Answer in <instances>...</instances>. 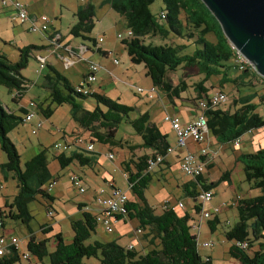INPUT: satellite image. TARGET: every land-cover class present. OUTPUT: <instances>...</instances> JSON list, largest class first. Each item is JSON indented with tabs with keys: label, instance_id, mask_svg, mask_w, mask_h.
<instances>
[{
	"label": "trees",
	"instance_id": "1",
	"mask_svg": "<svg viewBox=\"0 0 264 264\" xmlns=\"http://www.w3.org/2000/svg\"><path fill=\"white\" fill-rule=\"evenodd\" d=\"M154 1L156 0H103L102 3H108L112 9L121 12L126 29L132 31V36L121 39V42L130 62L143 65L145 75L157 89V98L163 95L168 101L180 98L187 90V83L178 79L177 83L173 84L168 73L188 67H196L203 75L193 87L196 93V108L200 99L207 98L211 92L217 91H209L204 85L205 81L211 76H220L221 80H224L229 77L227 71L231 67L235 69V66L240 73L250 77V86L259 85L264 93V77L249 64L242 70L239 69L234 61L232 45L225 37L220 23L202 0H161L163 6L155 14L150 10ZM161 11L164 13L162 20L159 19ZM94 15L95 5L91 2L79 6L75 12L76 21L68 33L74 38L89 40L91 46L96 47L95 50L106 56L108 52L99 47L101 42L98 43L96 38L88 35L94 27ZM210 34L214 37L213 41L207 38ZM169 36L181 38L183 42L155 44L147 41L150 37L166 39ZM47 37L50 39L52 33ZM185 43L193 46L188 53H183L187 48ZM41 48L43 46L33 44L19 47V57L16 61H11L5 53L0 52V85L12 91V100L16 103L26 94L30 84L21 71L27 65L31 53ZM231 82L237 84L236 77ZM42 87L48 91L52 104L69 105L71 118L78 129H82L83 133L87 132V140L110 146H127L133 152L137 146L116 139L115 133L118 126L124 122L139 136L140 147L149 152L121 163L120 169L126 176L131 192L122 219L136 220L138 225L134 230H140L139 235L142 233L141 238L146 240L151 248L137 251L134 246L129 249L114 239L96 238L90 241L98 224L93 211L83 210L82 204H78L80 217L70 221L72 237L69 242L64 240L59 231L37 239L29 228L32 214L28 203L36 197H42L50 204L53 197L41 186L52 179L56 182V179L48 168L46 148L37 151L24 162L23 167L20 166V155L8 133L23 122L29 110L19 107L21 114H16L0 103V150L6 157V160L0 163V170L5 178L12 173L11 177L17 182L12 201L3 205L4 210L0 213V232L12 234L5 230L4 218L17 220L27 227L26 251L34 259L33 263L29 260L27 264L40 263L44 258L48 259L49 264H81L84 258L89 257H95L99 264H211L210 257L202 259L200 256L197 236L190 232L192 213L184 211L183 214H178L171 208L156 213L145 198L144 190L152 180L151 173L145 172L147 159L155 154H165L169 146L167 134L151 120L149 111H143L131 118L129 113L133 107L94 91L88 94L76 92L71 81L50 65L49 72L42 79ZM88 96L94 99L92 109H86L81 101ZM254 97L256 93L231 97L232 102L228 103L226 108L221 105L208 106L204 110L208 134L224 145L248 131L264 127V117L256 111ZM259 101H264V94L259 96ZM35 104L46 117L52 112L48 106L43 108L40 102ZM96 157L93 149L88 150L78 145L67 153L53 151V159L60 168L72 163L92 167ZM238 159H241L242 163L243 180L249 183L251 188L259 189L261 193L254 196L236 195L239 197L235 206L237 219L224 231V236L234 241L229 253L238 264H264V147L253 153H244ZM209 162L206 169L212 166ZM223 180H229V171L222 172L218 180L209 183L202 174L181 184L186 196L193 199V211L199 209L195 204L199 189H212ZM219 223L217 217L207 221L210 230H214ZM41 228L42 233L53 229L52 224H44ZM142 229L146 232L143 233ZM50 240L53 241V246L49 248ZM237 242H246L247 245L242 248L236 245ZM0 264H22L21 255L13 248L0 256Z\"/></svg>",
	"mask_w": 264,
	"mask_h": 264
},
{
	"label": "rangeland",
	"instance_id": "2",
	"mask_svg": "<svg viewBox=\"0 0 264 264\" xmlns=\"http://www.w3.org/2000/svg\"><path fill=\"white\" fill-rule=\"evenodd\" d=\"M24 4L28 5L31 2L32 7L38 9L40 14H45L48 18L49 31H52V27L57 28L62 35L67 37L62 40V43L66 44L68 39V29L76 21L75 12L79 6L85 5L91 2L95 5V15H94V27L88 35L94 38L102 37L103 41L100 43V47L105 49L108 54L104 56L101 52L97 50H92L94 46H91L89 40H82L81 38L77 41L82 40L87 46H90V50L87 56L89 61L96 62L101 65V69L97 72V80L91 85L90 90L105 94L112 99H115L123 104L129 105L134 109L129 113L131 118L136 117L139 113L143 111H149V106L154 102L153 100H148L144 93L138 94L135 92L136 87H142L148 89L150 87V78L145 75V69L142 64H133L130 62L127 55L124 44L121 39L117 37L118 33L124 34L126 27L124 26L123 17L118 11L112 9L108 3H102L103 0H20ZM161 0H156L150 5V10L155 14L161 10L162 7ZM7 8L8 6H2L0 3V47L5 50V54L11 61H15L19 57L18 48L24 45L33 44L40 46L45 49L41 53L42 55H48L49 50V40L45 36L46 33L32 32L28 30V23H19L17 21H11L8 18ZM59 11L61 14H59ZM52 24L53 26H49ZM47 32V33H50ZM209 40L213 41L214 37L212 34L207 37ZM2 39V40H1ZM2 41H5L6 45ZM155 44L160 43H171L180 44L183 42L181 38L175 36H169L166 39L160 37H153L147 39ZM185 42V41H184ZM187 48L183 53H188L193 49L191 44L185 43ZM63 54L61 56L52 55L47 57V63H45L44 68H40V63L35 57V52L33 51L28 57L27 65L22 69V73L26 78L32 82L31 87L26 91L25 97L27 99L37 98L39 99L43 108L49 107L52 112L49 116H45L38 106L33 103L28 110L33 112V120L22 122L14 129L8 133V137L16 146V149L20 155V166L23 167L24 162L31 157L34 153L40 149L46 148L47 158H48V168L53 176H56L58 182L51 187L49 190L47 188V182H45L41 188L46 190L50 194L58 195L55 200L47 202L46 199L42 197H36L34 200L28 203V208L32 214V219L29 222V228L34 233V236L39 239L42 237L51 236L54 232H61L64 240L69 242L72 237V230L70 227V221L72 219H77L80 217L81 212L77 209V201L87 198V193L91 191L95 183H99L96 187H103L104 181L102 178L96 180L90 178L87 175L85 178L82 173H80V168L76 163H72L65 168H60L57 162L53 159V144L56 142L64 143V139L70 137L71 131L77 128V124L70 115V109L68 104L55 105L50 102L47 91H45L41 86L42 79L46 73L49 72V65L55 67L59 72H61L70 81L76 82L81 79V72L85 69L84 60L80 63H75L73 67H68L65 65L63 59ZM112 59H117L118 64H114ZM249 64V63H248ZM250 65V64H249ZM236 72H240L235 66ZM173 84H176L178 79H183L187 83V90L181 94L182 100L188 102V104H194V98L196 93L193 89L196 82H198L203 75L198 72L196 67L180 68L176 72L168 73ZM220 76H211L208 78L204 85L208 90H221L226 92L231 98L233 95H237L239 92L240 96L247 94V90L252 88H260L259 85L254 86H236L232 79L226 77L224 80H220ZM81 83V82H80ZM106 87V93L103 91ZM106 85V86H105ZM235 87H239L237 90ZM246 89V90H245ZM212 91V90H211ZM164 100H168L164 97H158L156 102L163 103ZM83 106L86 109H92L94 106V99L88 96L81 100ZM230 101V99H229ZM225 104H221L222 108H226L228 103L231 104L232 101ZM0 103L6 107L9 111L16 114H21L17 109V103L12 100V91L5 86L0 85ZM172 103V102H171ZM257 109L262 117H264V102H256ZM170 106V105H169ZM41 121L42 126L36 132V134L31 133V129L35 124ZM252 133H249L251 132ZM251 131L246 132L241 136V142L239 146H234L233 142H228L223 145L221 151L214 158V167L210 172V178H216L217 174L223 171H229L233 177V184L235 186V192L232 191L228 185L227 180L218 182V184L212 188L213 195L210 204L219 205L225 201H231L235 196H254L260 194V190L257 188H251L250 184L243 180L242 165L236 166L237 160L241 163L239 156L243 153H253L257 150V138L261 132L264 135V127L256 128ZM87 136L85 131L82 135ZM116 139H121L126 141L127 144L137 146L133 152L126 147L110 146L107 144L100 143L98 141H93L92 144L95 148L94 151L97 153L99 162L102 165L101 174H106L107 177H112L115 184L119 189L126 191L130 196L131 192L128 187V182L126 176L123 174L121 168V163L127 161L130 158L135 159L148 150L140 147L141 139L136 135L130 125L122 122L115 133ZM255 143L253 146L250 144ZM221 145V146H222ZM261 145H264V139ZM218 146V144H217ZM109 151L113 154V159L110 160L105 157V152ZM247 151V152H246ZM249 151V152H248ZM67 153V151H66ZM100 153V154H99ZM241 153V154H240ZM240 154V155H239ZM237 158V159H236ZM6 160L5 154L0 150V162ZM164 161L161 163L163 164ZM159 164L158 166H160ZM179 165V163H178ZM158 166L151 171L152 180L147 188L144 190V195L146 200L150 204H156V213L160 212V207L164 199H171L170 203H176L181 200L184 204L185 209L190 208L193 203L191 197L186 196L182 190L181 183L182 180H186L187 176L184 175L180 168L172 169L167 175V179H162L157 177L156 172H158ZM207 169H205V172ZM57 173V174H56ZM77 173L81 174L82 178L86 180L90 186L89 191L79 192L76 187H74L69 181V174ZM12 173L5 178L2 171L0 170V202L3 199L8 198L9 202L12 201L13 195L16 192V180L11 177ZM188 180V179H187ZM186 180V181H187ZM98 181V182H97ZM56 193V194H55ZM160 203V205H159ZM171 203V204H172ZM50 210L53 215L48 216L47 211ZM182 210L177 211L181 214ZM196 216V215H195ZM219 224H216L214 230H210L207 221L208 219H203L200 225V231L197 229H190V232L197 236L198 251L202 259L207 256L211 259V264H237V260L233 258L229 253L230 246L234 243L233 240H228L224 236V231L227 230L237 219L236 207L231 206L229 208L223 209L218 214ZM210 219H214L211 217ZM5 230L12 232L19 239V244L17 250L20 253L26 250V242L28 238L27 227L17 220H12L9 218H4ZM44 224H52L53 229L48 233L42 234V226ZM42 225V226H41ZM137 221L132 219L127 222H116L115 229L111 232H106L102 229L100 225H97L95 233L91 235L90 241L94 239L100 240H112L116 237L117 233L120 232L122 235L120 237L119 243L126 244L128 242V232L131 231L132 227H135ZM143 233L146 230H141ZM142 234V233H141ZM141 234L139 236H141ZM203 241L213 242L212 247H202L201 243ZM146 240L136 237L133 240L135 249L141 251V246ZM49 248L53 246V241L50 240L48 244ZM144 249L151 248V245L146 242ZM22 264H27L26 260L21 259ZM35 264H49L48 259L44 258L42 262ZM81 264H99L95 257L84 258Z\"/></svg>",
	"mask_w": 264,
	"mask_h": 264
},
{
	"label": "built area",
	"instance_id": "3",
	"mask_svg": "<svg viewBox=\"0 0 264 264\" xmlns=\"http://www.w3.org/2000/svg\"><path fill=\"white\" fill-rule=\"evenodd\" d=\"M2 6H8L10 9L9 18L11 21H17L19 23H28V30L32 32H41L46 33L45 36H50L52 33V37L49 40L48 48H51L52 51L57 50L56 48L63 47L65 49L68 48L69 55L62 57L65 65H69L73 63L75 60L80 61L84 58L82 57L83 52L86 49V46L83 44H79L76 47V50L70 46L65 47V45L61 46L60 36L56 33L50 32L48 27V18L45 14H38L31 17L26 9V5L22 3L20 0H0ZM164 18V13L161 11L159 13V19L162 20ZM50 32V33H47ZM132 36V31L130 29H126L124 34L118 33L117 37L119 39H128ZM98 43L102 42V37L97 38ZM234 49V61L238 65L239 69H243L247 64V59L240 54V52L232 46ZM35 57L38 59L40 63V68L45 65V58L42 55L35 54ZM85 62V71L83 73L81 83L74 86L75 91L83 94L91 93L90 90L91 85L97 80V72L100 69L98 63L89 61L88 59H84ZM114 64H118L117 59H112ZM135 92L138 94L144 93L148 100H153L157 98V89L155 86L151 85L148 89H144L142 87H136ZM230 97L223 91L217 90L211 92L208 97H204L198 101V109L199 114L191 121L182 124L180 122L179 117L176 114L166 112L163 116V120L168 122L171 129L175 134V143L173 146H168L166 148L165 154H155L154 156H150L147 159V165L145 172L153 171L156 166L161 164L165 160V156L169 153H172L175 148H181L184 150L180 160H179V168L181 172L186 175L190 179H195L196 177L204 174L206 169V164L211 160V153L206 144L208 139V128L206 124V118L204 116V110L210 107H216L221 104H225L229 101ZM157 100V99H156ZM33 104V102L31 103ZM34 113L28 111V113L24 116L23 122L31 121ZM42 122L38 121L35 126L32 127L31 133L35 134L36 131L41 128ZM84 134V133H83ZM88 136V135H87ZM64 143L56 142L53 144L54 152H62L67 151L74 146H83L88 150L93 149V144L87 138L76 135L71 140L64 139ZM192 142L195 144H199V152L198 155L194 154L188 149V143ZM241 142V137L236 138L233 141L234 146H239ZM106 157L110 160L113 159L112 152H107ZM70 183L78 189L79 192L83 193L86 190V185L84 181L77 173L69 174ZM55 184V180H50L47 182L48 190L53 187ZM1 188V186H0ZM213 195L212 189H199V194L195 199V204L199 208L198 211L191 210L192 220L190 221L191 229H197V232L200 230V225L203 219H210L211 217H217L218 214L226 208L231 206H236L238 201V196H235L231 201L222 202L219 205H211V199ZM129 196L126 191H123L116 187L112 180H105L104 186L99 187L94 192L93 201L95 203L94 209L89 208L88 206L84 207L85 211H93L96 222L98 225L102 227V229L106 232H111L114 229L115 223L120 220L119 216L124 218V214L126 213V202ZM194 206V205H193ZM192 206V208H193ZM161 208H171L174 211L184 210V204L182 201H177L176 203L171 204L169 199H164ZM4 210V207H0V213ZM48 216H52L53 213L48 210ZM196 215V216H195ZM1 226V220H0ZM140 230H134V236H139ZM19 239L13 234H6L0 232V256L8 252L9 250L18 247ZM236 245L239 247L245 248L246 242H237ZM202 247H212L213 242L211 241H203L201 243ZM129 249L133 247L132 244L127 246ZM21 259L26 260L27 262H34L33 257L25 250L21 254Z\"/></svg>",
	"mask_w": 264,
	"mask_h": 264
},
{
	"label": "crops",
	"instance_id": "4",
	"mask_svg": "<svg viewBox=\"0 0 264 264\" xmlns=\"http://www.w3.org/2000/svg\"><path fill=\"white\" fill-rule=\"evenodd\" d=\"M22 2V1H21ZM23 3V2H22ZM26 5V4H25ZM26 9H27V12H28V14L31 16V17H33L34 15H38V14H40L39 13V11H38V9H36V8H34V7H32V4H31V2H29V4L28 5H26ZM119 12V11H118ZM7 15H8V18H9V14H10V9H9V11H8V8H7V13H6ZM59 14H61L60 13V11H59ZM119 14L122 16V14H121V12H119ZM10 19V18H9ZM50 22V21H49ZM26 23V22H25ZM21 24H23V23H21ZM123 24H124V26H125V21L123 22ZM49 26H53L52 24H50ZM68 31H69V29H68ZM51 32H54V33H56V34H58L59 36H60V43H61V46L62 45H65V47H67V46H70V47H72L73 49H75L76 50V47L79 45V44H83V45H85V46H87L82 40H80V41H77L78 39H76V38H74V37H72V36H70L69 35V33H68V36H70L71 38L70 39H68V41H67V43L66 44H64V43H62V40L63 39H66L67 37H65V35H62L61 33H60V31L57 29V28H55V27H52V31ZM2 40V39H1ZM3 42V44L4 45H6V43H5V41H2ZM25 46V45H24ZM100 47V46H99ZM96 47H94L92 50H94ZM101 48V47H100ZM57 50H54V51H52L51 50V48H49V50H47L48 52H49V54L48 55H42V51L43 50H45L44 48H41V49H38V50H34V52H35V54H37V55H42L44 58H45V63H47V57H51L52 55H55L56 57L57 56H61L62 54H63V56L65 57V56H67V55H69V53H68V48L67 49H65V48H63V47H59V48H56ZM101 50H103V51H106L105 49H102L101 48ZM41 51V52H40ZM89 51H91L88 47L85 49V51L83 52V54H82V57L84 58V59H87L88 58V56H87V54L88 53H86V52H89ZM0 52H3V53H5V50H4V48H3V45H2V47H0ZM83 59V60H84ZM82 59L80 60V61H78V60H75L73 63H71V64H69V65H67L68 67H73V65L75 64V63H80V62H82L83 61ZM16 61V60H15ZM85 63V62H84ZM119 63V62H118ZM99 66H100V69H101V65L99 64ZM43 68H44V66H43ZM99 69V70H100ZM84 71H85V69L81 72V79H82V77H83V73H84ZM99 72V71H98ZM21 73H22V71H21ZM227 73L229 74V79H233L234 77H236V79H237V84L235 83V85L236 86H250L249 84V82H248V80H249V76L247 77L246 75H244V74H242V73H240V72H236V69H234L233 67H231L228 71H227ZM22 75H23V73H22ZM24 76V75H23ZM228 76V75H227ZM24 77H26V76H24ZM221 80V79H220ZM81 82V80L80 79H78V81H76V82H73V81H71V83L75 86V85H77V84H79ZM252 83H253V80H252ZM31 85H32V82L29 84V87H31ZM152 84H150V86H151ZM40 86L42 87V82H41V84H40ZM100 86H103V85H100ZM106 86V85H105ZM104 87V86H103ZM43 88V87H42ZM236 88V90L239 88V87H235ZM29 89V88H28ZM44 89V88H43ZM45 91H47L46 89H44ZM211 90H214V89H211ZM211 90H209V91H211ZM246 90V89H245ZM94 92H95V90H93ZM103 91L106 93V87H104V89H103ZM47 93H48V91H47ZM253 93H256V97H254V99H253V102H256V100L258 99L259 100V96L260 95H262V94H264L263 93V91H262V87L260 86V88L258 87H256V88H252V90H250V89H248L247 90V94H253ZM240 96V94H239V92L237 93V95L235 96V95H233V96H231V97H234V98H236V97H239ZM182 96L180 95V98H174L172 101H168V100H164V98H163V103H161V102H156V99L154 100V102L149 106V113H150V118H151V120L159 127V129L163 132V133H166L167 134V139H168V142H169V145L170 146H173L174 145V143H175V134H174V132H173V130L171 129V127H170V125H169V123L168 122H165L164 120H163V116H164V114L166 113V112H168V113H172V114H176L178 117H179V119H180V122L182 123V124H185L186 122H189V121H191V120H193L198 114H199V110H198V108H196V107H194L193 105H191V104H188V102H186V101H184V100H182ZM40 100L39 99H37V98H30V99H27L26 97H25V95L19 100V102H17V109L19 108V107H23V108H26L27 110H28V108L31 106V105H33V104H31L32 102L33 103H38ZM172 102V103H171ZM259 102H264V101H259ZM170 105V106H169ZM258 108V107H257ZM256 111L259 113V111H258V109H256ZM260 114V113H259ZM33 120V119H32ZM31 120V121H32ZM37 133V132H36ZM35 133V134H36ZM249 133H252V131L251 132H249ZM76 135H80V136H82L83 135V131H82V129H78V128H75V129H73V131H71V135H70V137H67V138H65V139H67V140H71L74 136H76ZM88 136H86L85 138H87ZM263 139H264V135H263V133L261 132V134H259V137L257 138V144H258V147H257V149H259V148H262V147H264V145H261V143L263 142ZM206 144H207V146H208V148H209V150H210V153H211V160H210V164L212 165L210 168H208L207 169V171L206 172H204V174H203V176H204V178H206V180H207V182L209 183V182H212V181H216V180H218V178L220 177V175L222 174V173H219V174H217V177L214 179V178H210V172H211V170H212V168L214 167V158H215V156L216 155H218L219 153V151H221L222 150V148H223V145L221 146V144L220 143H218V142H216V140L214 139V137H212V136H210L209 134H208V139H207V142H206ZM217 144H218V146H217ZM255 143L253 142V144H250L251 146H253ZM108 145V144H107ZM199 147H200V145L199 144H195V143H192V142H189L188 143V149L191 151V152H193L194 154H196V155H198V152H199ZM238 147V146H237ZM72 149V148H71ZM93 150H95V148H94V146H93ZM67 151H70V149L69 150H67ZM106 152H108V151H106ZM105 152V153H106ZM247 152V151H246ZM249 152V151H248ZM255 152V151H254ZM95 153H96V151H95ZM184 153V150L183 149H181V148H175L174 149V151L172 152V153H169V154H167L166 156H165V160H164V163L163 164H161L160 166H158V172H156V175H157V177L159 178V176H160V178H164V179H167V175H168V173L170 172V171H172V169H178L179 170V165H178V163H179V160H180V158H181V156H182V154ZM35 154V153H34ZM33 154V155H34ZM97 154V153H96ZM100 154V153H99ZM241 154V153H240ZM239 154V155H240ZM244 154V153H243ZM33 155H31V156H33ZM105 155V154H104ZM242 155V154H241ZM106 157V156H105ZM96 160L94 161V163H93V166L92 167H88V166H80V165H78L77 163V165L79 166V168H80V173H82L83 174V176H84V178L87 176V175H89L90 176V178H93V179H95L93 182H96V180H98L99 178H102L103 179V181H105V180H112L113 181V183H114V185L116 186V187H118L116 184H115V182H114V179H112V177H107V175L106 174H101L100 172L102 171L101 170V168H102V165H101V163L99 162V159H98V157H96L95 158ZM237 159V158H236ZM56 161V160H55ZM4 162V161H3ZM1 163V162H0ZM240 165H242V163H240L238 160H237V162H236V166H240ZM59 166V165H58ZM224 172V171H223ZM57 174V173H56ZM80 176H82L81 174H79ZM56 176H58V175H56ZM56 176H54L55 177V179H56V182H58V179H57V177ZM83 179V178H82ZM187 179L189 180L190 178H188L187 177ZM186 179V180H187ZM84 180V184L86 185V190L84 191V192H86V191H89V188H90V186L88 185V183L86 182V180L85 179H83ZM186 180H182V183H184ZM187 180V181H188ZM56 182H55V184H56ZM98 182V181H97ZM228 185L230 186V188L232 189V191H234L235 192V186H234V184H233V177H232V174L231 173H229V180H228ZM181 183V184H182ZM54 184V185H55ZM99 183H95L94 184V187H92V189H91V191H89L88 193H87V198H85V199H83V200H79V201H77V209H78V204H82V208H83V210H84V207L85 206H88L89 208H92V209H94V207H95V204H94V201H93V197H94V191L96 190V189H98L96 186L98 185ZM53 185V186H54ZM50 194V193H49ZM56 194V193H55ZM52 197H53V201L55 200V198H56V196H58L57 194L56 195H54V194H50ZM171 200V199H170ZM178 201H181V200H178ZM50 202H52V201H50ZM148 202V201H147ZM9 203V199L8 198H5V199H3L2 200V202H0V207H3V205H5V204H8ZM149 203V202H148ZM172 203V202H171ZM150 204V203H149ZM173 204V203H172ZM193 204H194V202L190 205V208H186V209H184V210H182L181 211V214H183L184 213V211H187V212H191V210H192V206H193ZM152 207H154V208H156V204H150ZM159 205H160V203H159ZM211 205H213V203L211 204ZM162 208L160 207V210H161ZM79 211V210H78ZM218 217V216H217ZM129 219H127V220H123V219H120V220H118L117 221V223H119V222H127ZM115 226H116V223H115V225H114V229H115ZM52 227H53V225H52ZM135 227H137V225L135 226ZM135 227H132L131 228V231L130 232H128V234H127V236H128V242L126 243V244H121V243H119V241L118 240H120V237H118V236H120V235H122L120 232H118V231H114L115 233H117V235H116V237L115 238H113L114 240H116V242L118 243V244H120V245H122V246H128L129 244H132L133 246H134V248H135V245H134V243H133V240L136 238V236H134V234H133V229L135 228ZM113 229V230H114ZM200 231V230H199ZM7 232H9V233H12V232H10V231H7ZM42 232V231H41ZM43 234V233H42ZM50 236V235H49ZM139 239L141 238V236H137ZM42 238H44L43 237V235H42V237L41 238H39V239H42ZM146 244V242L145 243H143V245L141 246V249L142 250H145L144 249V245ZM238 264V263H237Z\"/></svg>",
	"mask_w": 264,
	"mask_h": 264
},
{
	"label": "water",
	"instance_id": "5",
	"mask_svg": "<svg viewBox=\"0 0 264 264\" xmlns=\"http://www.w3.org/2000/svg\"><path fill=\"white\" fill-rule=\"evenodd\" d=\"M229 41L264 77V0H202Z\"/></svg>",
	"mask_w": 264,
	"mask_h": 264
}]
</instances>
